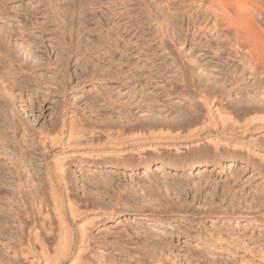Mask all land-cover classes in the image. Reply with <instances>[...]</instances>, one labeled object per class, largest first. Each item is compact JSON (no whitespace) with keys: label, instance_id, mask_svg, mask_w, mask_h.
I'll return each instance as SVG.
<instances>
[{"label":"rangeland","instance_id":"rangeland-1","mask_svg":"<svg viewBox=\"0 0 264 264\" xmlns=\"http://www.w3.org/2000/svg\"><path fill=\"white\" fill-rule=\"evenodd\" d=\"M263 60L264 0H0V264L29 263L32 228L53 249L45 179L63 153L87 211L64 208L70 257L92 223L77 264H264L260 156L229 144L200 158L202 141L123 165L46 139L69 112L91 126L187 123L210 88L239 114L264 107Z\"/></svg>","mask_w":264,"mask_h":264},{"label":"bare ground","instance_id":"bare-ground-1","mask_svg":"<svg viewBox=\"0 0 264 264\" xmlns=\"http://www.w3.org/2000/svg\"><path fill=\"white\" fill-rule=\"evenodd\" d=\"M262 64L260 63L259 65L262 66ZM262 69L264 68L262 67ZM262 72L264 73V70ZM218 90L219 91L215 88H210L209 91H201L199 97L203 110L201 109L202 112L199 110L194 117H190V120L188 119L187 123H183V120H181L182 123L177 122L176 124V122L173 121H171L173 123H169V121L166 120L168 122L167 123L164 122V119H161L163 121H157L155 119L156 121L154 120L152 122L150 120V123H133L131 125L127 124L128 126H124L125 124L117 122L115 123L114 121L94 123V125L91 126L90 124L87 125L77 114L69 112L67 117L64 115L63 118L60 119L61 121L56 127L57 129H54L56 131H52L54 132L52 133L54 136L48 137L49 140L46 138L47 136L45 138L50 142L49 145H51L52 148H62L65 153L69 151L72 153L80 151L94 156L97 154V156H99L100 154V156H102L106 161L117 159L116 161H120L123 165L135 163H145L146 165H149L152 160H155L154 158H151V154L159 156L164 149L167 150L171 148L178 152L182 150L181 148H184L182 145H185L186 147L190 143L191 145L197 144L196 147H198V144L200 146V144L203 143L202 141H206V144L208 143V150L205 149L204 146L206 145L203 143L205 150L200 152L198 149L199 152L197 153V157L200 158H209L213 152L212 151L210 154V147H212L211 150L214 149V157H219L222 151L221 146L223 147L225 145V148L227 149V147L232 145L236 148L244 147L249 154L253 153L258 155L263 159L261 160L264 161V107L259 106L260 108H248V110H245L243 114H239L240 111L238 112L236 109L238 105L232 107L228 104L230 102H227L226 100L228 95L225 96L223 94L224 92H222L225 88L221 87V90ZM63 154L59 155V157L55 159L56 166L54 165V171L51 169L46 170L47 179H45L48 180L50 191L48 194H50V198L53 201V208L57 213L55 214L56 216L58 215L60 220V231L57 235L58 239L51 250L50 242H48L49 239L47 240L46 237L42 236L43 234L39 231L40 229L32 228L30 231H27L29 232L27 234V247H25L27 252H24L25 260H28L29 262L27 264H68V261L72 262H70V264H75V262L77 264L84 258H82V255L80 256V254L87 248V230L88 226L92 224L90 223L91 220L86 219H84L85 221L83 220V224H80L78 227L80 235L78 252L71 257L68 255L70 254V248L73 246L74 239L72 228L68 225L69 223L66 222L64 218V208L68 210L71 218L73 217V220L77 217L79 218L80 215H83L82 213L87 211H85L84 208V212L80 211V197L79 199L77 198L79 200L77 201L74 194H71V191L69 192V182L65 166V157L69 153L64 154L65 156ZM10 171L7 173H10ZM43 184L45 185V183ZM57 226L59 227V225ZM48 237L50 236L48 235Z\"/></svg>","mask_w":264,"mask_h":264}]
</instances>
